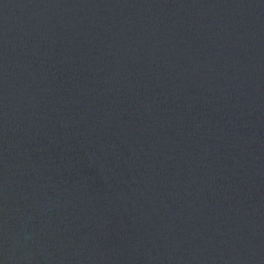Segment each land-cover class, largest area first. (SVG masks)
Returning <instances> with one entry per match:
<instances>
[{
    "label": "water",
    "instance_id": "water-1",
    "mask_svg": "<svg viewBox=\"0 0 264 264\" xmlns=\"http://www.w3.org/2000/svg\"><path fill=\"white\" fill-rule=\"evenodd\" d=\"M0 264H264V0H0Z\"/></svg>",
    "mask_w": 264,
    "mask_h": 264
}]
</instances>
